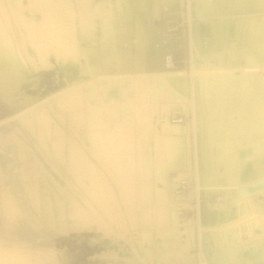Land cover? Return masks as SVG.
Here are the masks:
<instances>
[{"label": "rangeland", "instance_id": "obj_1", "mask_svg": "<svg viewBox=\"0 0 264 264\" xmlns=\"http://www.w3.org/2000/svg\"><path fill=\"white\" fill-rule=\"evenodd\" d=\"M199 1L192 2L193 10L201 3L197 16L216 14L206 12ZM160 2L173 9L183 4L155 0L157 11ZM119 4V0H0V264H198L200 244L208 264L263 262L264 207L254 195L255 180L264 177V162L254 152L263 147L250 150V146L264 141V61L260 59L264 0L224 11L240 19L249 11L257 14L247 36L250 63L233 55L225 60L216 51L222 36L217 24L222 20L215 16L205 35L195 31L193 23L192 35L182 31L179 36L151 23L148 35L142 30L137 39L136 54L123 61L124 42L117 34L127 27L117 24ZM133 5L134 10L128 1V14L141 29L148 0H133ZM97 18L105 19L100 28L109 29L110 35L78 38L77 20L81 29L94 33ZM162 39H179L181 46L161 44ZM127 44L131 48L133 42ZM182 50L190 55L177 57L180 67L171 70L185 73L182 104L191 125H184L189 135L187 145L179 150L165 135L182 133L181 125L161 127L157 118L168 109L162 100H178L166 89L161 91L157 80L163 73L145 70V61L149 63L155 54L165 61L169 52ZM95 53H99L93 59L97 62L109 55L105 59L112 68L94 71L90 60ZM66 64L76 77L59 69ZM250 64L262 69L248 71ZM257 72L260 84L252 78ZM69 84L70 93L48 97ZM150 86L151 100L146 93ZM9 99L25 106L10 108ZM24 108L26 113L15 115ZM200 132L204 142L197 140ZM54 142L63 145V162ZM200 143L211 150L210 156L213 153L215 174L209 182L212 187L201 189L200 196L205 197L198 203L227 202L221 221L199 219L197 205L187 208V199L174 195L169 180L178 172L189 174L192 186L187 192L196 189ZM71 150L73 160L81 165L69 161ZM248 161L253 187L238 179V166ZM36 181L38 199L30 190ZM166 181L167 192L161 194ZM217 193L225 196L224 202L215 199ZM162 195L167 206L161 203ZM175 216L171 224L169 217ZM94 235L100 247L94 244ZM247 248L260 252L247 254Z\"/></svg>", "mask_w": 264, "mask_h": 264}, {"label": "bare ground", "instance_id": "obj_2", "mask_svg": "<svg viewBox=\"0 0 264 264\" xmlns=\"http://www.w3.org/2000/svg\"><path fill=\"white\" fill-rule=\"evenodd\" d=\"M200 1H203V5L206 8V12H216V14L214 15L215 16V19L216 20H219V19L222 20L221 22H218V24H217V29L218 30H221L222 36L220 37V39L217 40V49H216V51H219L220 54H221V56H222V58L225 59V60L229 59V57L231 55H233L238 60H240L241 58H244V59H246V62L247 63L252 62V58L250 57L249 51L246 49V43H247V36H248V30H249L250 23H252L254 21V19L252 17H256L257 14L256 13H252L251 11H249V13L247 12V13L243 14L242 15V18L240 19L238 15H235V13H232L231 12L229 15H225L227 13H224V11L225 10H234L235 9V6L237 7L239 5L248 6V4H252L254 2V0H248V2H247V0H243V1H240V0H221V3L222 4H220L219 6L218 5L217 6L216 5L213 6L214 4L213 5H210L211 3L208 0H200ZM200 4L198 3L196 5V7H195L196 8L195 9L196 10L195 12H197V13H198V10L200 9V7H199ZM224 4H228V6H225ZM253 12H255V11H253ZM218 13H220V14H218ZM204 14L202 16H194V20H192V23L194 25L193 24L192 25L194 26L193 28H194L195 31L200 30L205 35L212 28V20H213V17L214 16L213 15H205L204 16ZM167 34H169V33H167ZM166 42L169 43V45L171 47L179 48L181 46V41H179V39L178 40H172V41L171 40L169 41L168 39H162L161 44L162 43H166ZM205 45H208V42ZM204 49H203V52H204ZM206 50H205V52H206ZM98 54L99 53H95L91 57L90 65H91L92 69H94V71H96V72L98 70H100L101 68H103V67H104L105 70L111 69L112 66L106 60L109 55L102 56L103 57V61H99L98 60V62H97V61H94L93 60L94 58L97 57ZM131 54H133V53H132L130 47L129 48H126V49H123L122 52H121V59L123 61H126L127 57L129 58V56ZM137 58L140 61L142 60V58L140 57V55H137ZM260 59H262V61H264V55L260 56ZM23 60L25 61L26 58H23ZM102 63L104 64V66H101ZM78 66L79 65H75L74 68L76 69V67L78 68ZM149 66L152 68L153 71L162 72L163 73V75L161 76V78L159 80H157V85L159 87H161V91L163 90V88L166 89V91L169 94H171L172 97H174L175 99H177L180 102V104L182 105V99H183V97H186V92H187L186 91V88L184 87V84L182 85V82H181V81H184V79H185V73H184V71L179 70V69L171 70V69L167 68L165 66L164 61L162 60V58H160L157 54H155L150 59ZM70 68L66 64V65H61V67L59 69L62 70L64 72V74H66L70 78L76 77L77 76V73L76 72L73 73L74 70L72 71ZM211 69H213V68H211ZM245 69L246 70H251V71H257V70H261V66L255 65V64H250V65L246 66ZM258 75H260L259 72L255 73L254 77H252V78H253V81L254 82H257V84H260L261 81H259V80L261 78ZM106 78H108V77H106ZM48 79L49 78H47V83H48ZM50 83H51V81H50ZM194 83H195V81H194ZM51 85H53V83H51ZM72 87H73V85L72 84H69V85L62 86L60 88H57L55 91H52V93L48 97H52V96H55L57 94H61V93L68 92ZM141 88H144V85L143 84H141ZM70 92L71 91H69V93ZM146 93H148L149 100H151V96H152L151 86L148 88V90L146 91ZM186 100H187V98H186ZM7 104H8V106L10 108H14V107H17V106L20 108V107L25 106L24 103L15 102L12 99H9L7 101ZM23 113H26L25 112V108H24V110L17 111L15 113V115H20L21 116V114H23ZM16 117H18V116H16ZM173 126H175V125H173ZM253 127H254V125L252 126V129H253ZM173 128H176V127H173ZM170 130H172V128ZM101 132L99 133L100 135H101ZM102 135H104V134L102 133ZM165 138H166V140H170V141L174 142V144L177 146V148L179 150L182 149V147H183L184 144L187 145V143H186L187 141H185V138L182 135H178V134L175 135L172 132L171 133L169 132V133H167L165 135ZM197 140L200 141V142H204L201 132L199 134V139H197ZM259 145H261L263 147L264 146V141L261 144L256 143V144L251 145L250 146V150L256 149V147L259 146ZM54 147L60 153L61 158H62V162H63V158H64L63 145L61 144V146H59V144H57L56 142H54ZM199 147H200V149L198 148V157H197L198 158V161H197V163H198V169L196 170L197 173H198V181H199V184H197L196 191L199 192V195H201L200 193H201V189L202 188H205V187L206 188H209V187L211 188L212 187V185L209 184V182L211 181V176L213 174H215V173H213L214 166L212 164L213 153H211V156L209 155V151H211V150L208 151L206 145H202L201 146V143H200V146ZM60 148H61V150H59ZM263 148L261 150H259V151L258 150L255 151L254 153L259 157V159H262V161L264 162V149ZM78 151H79V149H78ZM73 158H74L73 150H71V153H70L69 158H68L69 161L72 162V165H81V162L79 160L75 159V161H74ZM239 163L240 162H238V164ZM84 165H85L84 167L87 169L88 166H86V162L84 163ZM251 170H252V165H251V162L250 161H248L242 168L240 166H238L237 171H238V179H240V181H241L240 184H243L244 186L247 185V184H252L251 186L253 187V183H255V181H257L258 184L257 183L254 184L255 186L257 185L256 189L257 188H260V187H264V177H262L261 179L255 180V181H253L252 179H250ZM219 172L222 173L223 171L220 170ZM158 174H160V171H159ZM169 180H171V179L169 178ZM167 186H168V184H167V181H166V187L163 185V188L160 190L161 194L162 193H165L166 194V192H167V189H166ZM248 187H249V185L247 186V189L250 188V187L249 188ZM30 190H32V192H34L35 196L38 199L39 198V195L41 194V191L38 188L37 181L35 182V184H32V186L30 187ZM224 197L225 196H222L221 198H219L220 201H218V202H221V201L224 202ZM48 200H49V197H48ZM165 201L166 200L163 198V195H162L161 196V203H164L165 204ZM171 202H174V201L172 200ZM160 207H162V204H161ZM226 207H227V202H224V205L222 206V205H219L218 203H213L210 200H206L205 204L204 203L203 204L201 203V205L199 207V212H200V218L199 219H201V218H204V219L205 218L206 219L207 218H214V219H220V221H221V219L224 218V215L223 214L225 213L224 210L226 209ZM166 210H164L163 212H166ZM227 210H228V208H227ZM227 213H228V211L226 212V215H227ZM162 218H163V216H162ZM175 218H176V216L173 217V219H171V217H169V220L168 221H170L171 224H175L174 223L175 222ZM205 222H207V221H205ZM207 225H209V224H207ZM181 231H182V229H181ZM201 234H203L202 231H201ZM92 240L94 241V244H96L98 247H100V244L101 243L99 242V237L98 236H95L94 235L92 237ZM202 241H203V238H202ZM247 249H245L246 252H247V254H249V253L251 254L252 252H254L257 255V253L260 252V249H262V247H260V249H258V250H254V249H248L247 250ZM248 257H250V256H248ZM251 259H254V258H251ZM215 263L216 264H221V261L218 260ZM61 264H65V263H61ZM252 264H264V261L263 262H258V261L255 262V261H253Z\"/></svg>", "mask_w": 264, "mask_h": 264}, {"label": "crops", "instance_id": "obj_3", "mask_svg": "<svg viewBox=\"0 0 264 264\" xmlns=\"http://www.w3.org/2000/svg\"><path fill=\"white\" fill-rule=\"evenodd\" d=\"M131 6V9L134 10L135 7L133 5V0H128ZM128 1L127 0H119V6L120 8H118L116 10V17H117V24L118 23H123L127 29L126 30H122L121 32H119L117 34V36H119L120 38L123 39L124 42V48H129L128 46V41H132L133 44L131 46V51L133 52V54H136L137 52V46H136V42L137 39L139 37V35L142 33V30L144 32V34L147 36L148 35V31H149V26L151 23H156L158 24L160 27H162L164 25V22L166 19H170V18H174L177 19L178 21H182L183 24L181 25V28H179V30H176L172 33L173 36H179L181 35L182 31H186L187 34L192 35V20L194 18V16H197L198 13L195 12V8L193 10L192 7V2L195 4V0H181V2L183 3L181 6H179L178 8H169L168 4H162L160 2V9L157 11L155 8V0H148V10L147 12H144V17H143V23L144 26L141 29H138V27H136V20L133 16H129L128 14ZM254 2H256V0H254ZM120 9V10H119ZM121 18H119L120 16ZM262 15L264 16V12L262 13ZM97 29L95 30V32L93 33L92 29H85L82 28L81 29V24L79 22V20H77V36L79 37H85V38H90L93 35H97L99 37H107L109 36V29L107 28H100L102 23H105L103 20L105 19H101V18H97ZM189 21V24L187 23ZM163 28V27H162ZM183 29V30H182ZM82 31V32H80ZM82 33V34H81ZM96 33V34H95ZM186 50V48H185ZM174 52L173 54L176 57H179V59L182 60V56L188 57V54H183V52L185 51H172ZM171 53V52H169ZM184 59V58H183ZM186 61V60H183ZM83 63V62H82ZM188 63V62H187ZM81 68H82V72H83V64H81ZM135 67V65H134ZM180 67V66H179ZM136 68V67H135ZM145 70L147 71H152V69L149 67V63L147 61H145ZM163 103L167 104V111H162L160 112L159 115H161V117H157L158 119L160 118V121H162L160 123L161 127H168V124H171L172 127H174L173 125H181V129H182V133H178V135H182L185 138H187L188 133H186V131L184 130V125L189 124L190 122H186V123H171L168 120L164 119L165 115L174 108V106L176 105H181L179 101H176L174 99H170L167 98L165 100H162ZM182 108H184V110H186V104H182ZM162 110V108L160 109ZM156 118V119H157ZM191 125V124H189ZM173 134L177 135V133L172 132ZM264 147V146H263ZM264 149V148H263ZM176 172V171H175ZM179 175H183L184 173H177ZM187 177L192 179L191 175H186ZM194 191V192H193ZM220 192V191H218ZM178 198L184 199L186 198L187 200H185V202H188L190 206H188L187 208L192 209V207L194 205H197V210L199 211V207L201 205V203H193V201H196V196H197V191L195 190H190L187 193L181 195H176ZM187 195V196H186ZM220 195V193L215 194V196ZM254 195L258 197V202L255 198V202H257L258 204L262 205L264 207V187H260L258 189L255 190ZM204 199V197L201 196V199ZM199 204V206H198ZM189 209H187V213L189 212Z\"/></svg>", "mask_w": 264, "mask_h": 264}, {"label": "built area", "instance_id": "obj_4", "mask_svg": "<svg viewBox=\"0 0 264 264\" xmlns=\"http://www.w3.org/2000/svg\"><path fill=\"white\" fill-rule=\"evenodd\" d=\"M189 23V21L187 22ZM183 24L182 21H178L177 19H168V24L163 25L165 29L167 30L166 32L169 33L170 35L181 28V25ZM178 58L172 54L168 53L165 56V61L164 64L167 68L173 69L175 67H179L178 63ZM191 63L192 59H191ZM262 69V68H261ZM251 71V70H248ZM258 71V70H257ZM184 108H182V105H176L174 106L173 109H171L166 115L165 119L168 120L171 123H186L188 120V115L183 112ZM197 175V174H196ZM197 179L195 178V188L197 187L198 182V176H196ZM172 181V190L176 195H183L189 190V188L192 186L191 181L192 179L187 177V176H180L179 174H176L171 177ZM220 196L217 195L215 196V199H219ZM196 201L197 203L200 202L201 196L199 195V192H197L196 196ZM202 244H200V247L198 249V259L199 262L198 264H208L207 260V254L204 252V249L202 248Z\"/></svg>", "mask_w": 264, "mask_h": 264}, {"label": "water", "instance_id": "obj_5", "mask_svg": "<svg viewBox=\"0 0 264 264\" xmlns=\"http://www.w3.org/2000/svg\"><path fill=\"white\" fill-rule=\"evenodd\" d=\"M80 68H81V67H80ZM57 87H58V86H56V85L54 86V88H57ZM32 92H33V93H37V90L33 89Z\"/></svg>", "mask_w": 264, "mask_h": 264}]
</instances>
